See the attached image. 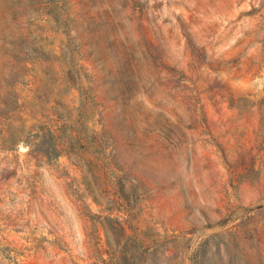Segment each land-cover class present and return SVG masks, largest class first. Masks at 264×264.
<instances>
[{
    "label": "rangeland",
    "instance_id": "374dc122",
    "mask_svg": "<svg viewBox=\"0 0 264 264\" xmlns=\"http://www.w3.org/2000/svg\"><path fill=\"white\" fill-rule=\"evenodd\" d=\"M0 264H264V0H0Z\"/></svg>",
    "mask_w": 264,
    "mask_h": 264
}]
</instances>
